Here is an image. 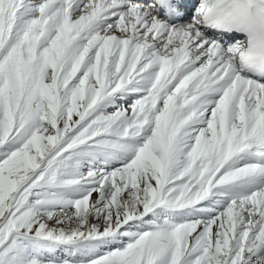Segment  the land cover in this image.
Here are the masks:
<instances>
[{
  "label": "snow or ice",
  "instance_id": "6c2138e0",
  "mask_svg": "<svg viewBox=\"0 0 264 264\" xmlns=\"http://www.w3.org/2000/svg\"><path fill=\"white\" fill-rule=\"evenodd\" d=\"M0 264H264V0H0Z\"/></svg>",
  "mask_w": 264,
  "mask_h": 264
}]
</instances>
